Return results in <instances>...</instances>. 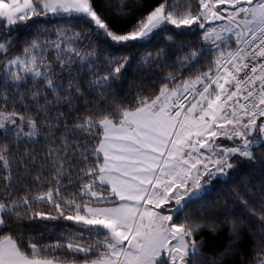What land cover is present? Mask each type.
Here are the masks:
<instances>
[{
    "label": "snow or ice",
    "instance_id": "1",
    "mask_svg": "<svg viewBox=\"0 0 264 264\" xmlns=\"http://www.w3.org/2000/svg\"><path fill=\"white\" fill-rule=\"evenodd\" d=\"M103 5L121 20L130 17L123 10L127 0ZM49 16L82 22L86 30L53 29L55 39L37 36L15 56L10 39L0 42V264H62L63 257L54 255L60 249L82 255L83 264H223L238 251L249 217L224 210L209 218L186 210L203 200L213 180L238 167L234 161L253 163L254 149L264 145V0H159L124 31L113 27L96 0H0V37L33 17ZM169 26L199 32L201 47L176 44L175 33L164 34ZM91 38L113 51L147 49L162 39L180 54L169 63L165 47L145 51L143 63L171 71L159 78L156 94L123 107L108 97L131 57H104L98 48L79 46ZM102 60L107 71H98ZM201 60L207 71L181 78ZM85 90L99 92L100 102L70 127L59 109H73ZM52 111L58 112L54 119H43ZM44 128L63 129L59 138L47 134L57 145L44 157L47 172L35 167L34 155H15L21 145L38 143ZM72 133L93 136L92 150L72 146ZM221 137L231 146L219 143ZM241 202L261 226L255 255L244 264H264V195L255 204ZM25 218L71 221L75 231L48 245L31 236L25 243ZM224 228L230 237L225 250L202 256L199 233L215 236Z\"/></svg>",
    "mask_w": 264,
    "mask_h": 264
},
{
    "label": "trees",
    "instance_id": "2",
    "mask_svg": "<svg viewBox=\"0 0 264 264\" xmlns=\"http://www.w3.org/2000/svg\"><path fill=\"white\" fill-rule=\"evenodd\" d=\"M159 0H127V7L123 10L130 13V17L127 20H121L115 15L113 9H106L103 5V0H96L97 8L102 14L109 19L113 27L126 30L132 24H135L138 17L146 15ZM109 3L117 5L120 0H109ZM195 3V0H193ZM139 5V6H137ZM71 27L73 31H85L86 25L82 22H73L71 25L66 20L57 19L54 17H33L26 24L20 23L15 26L16 30L11 32L10 35L0 37V42H4L8 39L11 40L12 55H21L26 45L32 42L37 36L41 41L55 39L53 29ZM5 25L0 24V30ZM175 33L173 40L176 44L183 42L185 46L192 44L193 48L201 47L200 33H189L186 30L177 31L174 26H169L168 32L165 35ZM82 49L98 48V51L107 57L111 52L112 57L129 56V60L125 69L122 70L121 80L118 84H113L114 93L112 97H108V103L113 105H120L123 107H132L134 102L140 96L154 95L158 92L160 85V77L166 75L171 69L165 68L161 71L154 64L143 63L141 56L145 51H151L155 47H165L166 51L171 56L169 63L175 59L174 54H180L177 47L169 46L165 44L162 39L153 41L147 49L143 48H121L119 51H113L107 48L105 45L99 44L95 38L86 39L80 45ZM233 43L230 47L235 49ZM187 51V47H185ZM208 70V64L206 60H201L200 64L196 66L193 71H183L180 75L182 79L189 77L194 78L199 72H205ZM98 71H107L103 68V60L101 61V68ZM67 83V79L63 81ZM104 95H107L105 90ZM51 99V95H49ZM43 102V96L41 97ZM100 102V93L97 91L85 90L82 99H76L73 101L74 108L69 109L62 107L59 111L65 113L68 117L67 123L71 127L72 124L77 123L78 115H85L86 110L91 108L94 104ZM105 107L107 105H104ZM78 109V111H76ZM11 110V109H9ZM18 111H23L19 106ZM34 113L35 108H31ZM58 115L57 111H52L50 115L43 117L45 120L54 119ZM49 132H55L57 138L63 135V129L57 131L55 128H44L38 137V143H34L31 146L21 145L15 155L19 156L20 153H30L35 157V167L42 171L47 172L49 170V163L45 161L44 157L50 147L57 145L50 143L47 140V134ZM93 134L100 132V129H92ZM224 138L221 139L224 145L231 146V141ZM69 141L72 146L77 144H87L89 150H92V144L96 143L93 136L81 135L80 133H72L69 136ZM89 141L91 143H89ZM254 156L256 157L253 163H249L247 160L234 161L238 163V167L232 170L227 177H221L219 181L213 180L210 188L207 189L205 196L201 202L193 203L186 211L201 215H206L209 218L224 210H231L238 216H248L247 227H245L242 233V240L237 245L238 251L234 255L226 256L223 260V264H244L245 261L252 260L255 252L254 249L259 245V237L261 235V226L256 217L250 216V214L244 210L242 204L243 199H248L250 203L255 204L259 201L262 195H264V145L254 149ZM30 174H35L32 169H29ZM21 176L27 175L23 171L20 172ZM75 171H73V176ZM74 190V189H70ZM3 189H0L2 192ZM36 191L35 189L33 190ZM37 210L48 211L47 205H37ZM184 216L180 215L178 222H183ZM222 219V217H221ZM24 238L27 243V237L31 236L35 242L39 245H48L56 242L61 235L67 231H75V226L71 221H65L63 219L57 220H41L35 219L28 221L25 218ZM251 228V231H249ZM4 233H0L3 235ZM96 237H93L95 240ZM196 239L204 240L205 244L201 249L202 256H217L223 252L230 240L227 228L222 229L217 235L213 236L208 230H202ZM54 255L63 257L62 263H82L84 257L75 256L69 253L66 249L57 250ZM95 256H90L89 259H94Z\"/></svg>",
    "mask_w": 264,
    "mask_h": 264
},
{
    "label": "crops",
    "instance_id": "3",
    "mask_svg": "<svg viewBox=\"0 0 264 264\" xmlns=\"http://www.w3.org/2000/svg\"><path fill=\"white\" fill-rule=\"evenodd\" d=\"M236 47V46H235ZM234 49V48H233ZM223 137H221V138H219L220 140L222 139ZM223 141H224V139H223ZM220 143H221V141H220ZM203 151V150H202ZM62 264H82V263H62Z\"/></svg>",
    "mask_w": 264,
    "mask_h": 264
},
{
    "label": "rangeland",
    "instance_id": "4",
    "mask_svg": "<svg viewBox=\"0 0 264 264\" xmlns=\"http://www.w3.org/2000/svg\"><path fill=\"white\" fill-rule=\"evenodd\" d=\"M217 31H220L219 27H217ZM220 141H221V140L219 139V141H218V142L220 143ZM221 144H223V142H222V141H221ZM165 214H167V213H165Z\"/></svg>",
    "mask_w": 264,
    "mask_h": 264
}]
</instances>
